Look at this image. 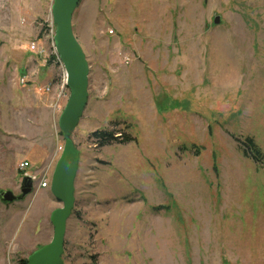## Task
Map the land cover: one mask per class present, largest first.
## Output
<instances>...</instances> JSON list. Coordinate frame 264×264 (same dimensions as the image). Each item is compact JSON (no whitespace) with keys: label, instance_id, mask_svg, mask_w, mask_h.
I'll return each instance as SVG.
<instances>
[{"label":"rangeland","instance_id":"obj_1","mask_svg":"<svg viewBox=\"0 0 264 264\" xmlns=\"http://www.w3.org/2000/svg\"><path fill=\"white\" fill-rule=\"evenodd\" d=\"M51 4L0 0V194L21 195L25 173L50 182L63 148ZM72 29L88 102L63 263L264 264V0H80ZM60 207L50 183L0 197V264H27Z\"/></svg>","mask_w":264,"mask_h":264},{"label":"water","instance_id":"obj_2","mask_svg":"<svg viewBox=\"0 0 264 264\" xmlns=\"http://www.w3.org/2000/svg\"><path fill=\"white\" fill-rule=\"evenodd\" d=\"M79 2L80 0H53L50 7L51 21L55 27L54 45L66 74L65 86L69 91L58 118V128L64 139L63 149L50 178V191L62 207L53 210L49 217L53 227L51 241L35 250L27 258V264H64V236L66 223L74 206V182L79 162V151L71 135L88 102L89 66L72 29L73 14ZM219 21V17L214 18V24ZM21 186V195L15 196L11 191H6L0 194L1 199L6 202L22 199L32 190L31 179L22 178Z\"/></svg>","mask_w":264,"mask_h":264},{"label":"trees","instance_id":"obj_3","mask_svg":"<svg viewBox=\"0 0 264 264\" xmlns=\"http://www.w3.org/2000/svg\"><path fill=\"white\" fill-rule=\"evenodd\" d=\"M94 137L98 138L101 145L109 144L112 141L116 140L117 137H115V133L113 131H99L93 133ZM121 140V143H128L133 141L131 138V135L124 131L120 136H118ZM121 137V138H120ZM243 144L245 145V150H243V153L247 156L255 159L256 161H260L262 158V154L258 148V146L255 144L254 140L250 137H246L243 141Z\"/></svg>","mask_w":264,"mask_h":264},{"label":"built area","instance_id":"obj_4","mask_svg":"<svg viewBox=\"0 0 264 264\" xmlns=\"http://www.w3.org/2000/svg\"><path fill=\"white\" fill-rule=\"evenodd\" d=\"M44 28H47V25H45ZM42 34L44 35V30H43ZM30 49L33 51V53H35L38 57H41V58H42V54L45 53V50L42 48V46L37 44V43L36 44L32 43L30 45ZM47 55H48V57L45 58L46 59L45 61L47 62L46 65H48L49 62H52L53 64L56 65V56L58 55L57 52H56V55H49L47 52ZM44 89L50 90V85L46 86V88H44ZM28 167H29V163L24 162L23 164H21L20 169L22 170V169H26ZM24 177H29L32 181V185H35L37 190L42 189V179H46L45 174L43 175L42 178L40 177V179H38L36 174H33V173H31V174L25 173L23 178ZM36 182H37V184H36Z\"/></svg>","mask_w":264,"mask_h":264},{"label":"bare ground","instance_id":"obj_5","mask_svg":"<svg viewBox=\"0 0 264 264\" xmlns=\"http://www.w3.org/2000/svg\"><path fill=\"white\" fill-rule=\"evenodd\" d=\"M52 1H53V0H52ZM54 33H55V27H54L53 23H51V24L49 25V28H48V37H49V40H50V42H51L52 54H53V55H56V48H55L54 40H53V38H54ZM56 63L62 67V71H63L64 68H63L62 62L60 61V58H59L58 55L56 56ZM63 80H64V85H65V83H66V74H65V71H63ZM62 149H63V148H62ZM61 152H62V151H61ZM49 183H50V182H49L47 179H45V180L42 182V187H44V188L47 187Z\"/></svg>","mask_w":264,"mask_h":264},{"label":"flooded vegetation","instance_id":"obj_6","mask_svg":"<svg viewBox=\"0 0 264 264\" xmlns=\"http://www.w3.org/2000/svg\"><path fill=\"white\" fill-rule=\"evenodd\" d=\"M33 186V185H32ZM21 189H22V186H21Z\"/></svg>","mask_w":264,"mask_h":264}]
</instances>
